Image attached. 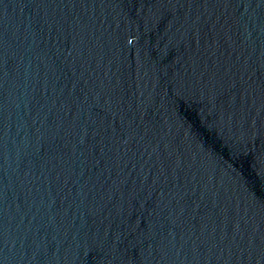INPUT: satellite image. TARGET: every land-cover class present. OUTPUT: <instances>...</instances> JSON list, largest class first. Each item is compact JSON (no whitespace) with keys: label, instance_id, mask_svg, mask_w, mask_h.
<instances>
[{"label":"water","instance_id":"1","mask_svg":"<svg viewBox=\"0 0 264 264\" xmlns=\"http://www.w3.org/2000/svg\"><path fill=\"white\" fill-rule=\"evenodd\" d=\"M0 264H264V0H0Z\"/></svg>","mask_w":264,"mask_h":264}]
</instances>
